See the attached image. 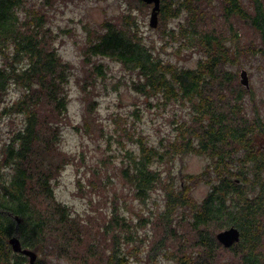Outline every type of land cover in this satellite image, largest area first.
<instances>
[{
    "label": "trees",
    "instance_id": "1",
    "mask_svg": "<svg viewBox=\"0 0 264 264\" xmlns=\"http://www.w3.org/2000/svg\"><path fill=\"white\" fill-rule=\"evenodd\" d=\"M45 4L0 0V89H21L0 119L7 109L23 116L18 128L0 137V264L29 263L28 255L13 249V236L38 254L35 264H130L139 254L145 264H164L161 256L173 264H264V117L257 104L247 108L255 90L241 84L238 68L243 55L264 56V0H161L159 21L173 51L201 54L189 67L165 59L141 33L135 10L149 6L142 0H130L122 13L97 25L84 23V73L77 75L83 114L74 128L88 136L99 129L106 153L104 167L96 162L88 182L101 187L112 165L142 202L159 189L164 197L159 220L155 213L140 218L163 225L162 235L156 228L141 233L138 222L114 207L102 223L106 241L87 239L91 222L85 227L56 196L65 164L73 161L80 169L84 153H69L58 142L70 118L73 64L56 46ZM242 25L252 34L247 41ZM108 59L132 72L129 84L147 107H187L188 117L176 116L174 134L154 144L133 119L114 114L109 126L98 117V83L106 81ZM134 114L142 117L141 109ZM189 152L209 158L202 172L180 182L165 174L163 164ZM200 178L212 186L199 201L191 192ZM77 182L82 191V178ZM231 226L241 236L226 247L217 233Z\"/></svg>",
    "mask_w": 264,
    "mask_h": 264
},
{
    "label": "rangeland",
    "instance_id": "2",
    "mask_svg": "<svg viewBox=\"0 0 264 264\" xmlns=\"http://www.w3.org/2000/svg\"><path fill=\"white\" fill-rule=\"evenodd\" d=\"M32 1L37 3L45 1V8L48 11V24L57 35L55 37L56 46L64 59L73 64L68 82L70 118L65 119L61 130V138L58 142L60 147L69 153L80 155L83 152L84 154L81 157L84 158L80 163V169H77L73 161L65 164L55 184L57 198L68 204L72 211L82 218L85 227L87 222H91V225L89 224L90 226L86 227L87 234L85 237L89 240H108V235L104 233L105 228H102V223L110 219L114 207H118L123 214L134 219V222H138V225H140L138 230L141 233L148 231L151 235L153 229L156 228V235L160 236V233L162 235L164 232L163 225L160 227L154 222V227L153 223L148 222L146 224L140 219L142 216L152 217L155 213L157 220H159V213L164 207L162 190L152 192L150 198L146 202H142L140 198L134 196L132 189L124 179L114 175L110 164L108 175L104 176L105 183H102L101 187L98 188L99 183L88 182V178L93 174L92 167L96 166V162L100 168L104 167L106 153L103 146L105 141L99 136L100 130L97 128H94L93 136H88L83 131L74 128V125L82 120L83 114L82 91L77 78V75H83L84 73V63L81 61V42L86 31L83 25L84 23L97 25L106 17L119 15L126 6L128 7L130 0ZM152 6L153 4H149L143 11L135 10L139 14L141 33L147 39L149 38L148 40L153 39L155 41L158 52L165 59H169L179 66H195L201 54L189 52L187 49H184L183 52L173 51V46L166 40L165 25L161 24L160 21L157 27L150 25ZM173 22L175 21L173 20ZM242 29L244 40L247 41L252 34L247 30L248 27L242 25ZM1 58L0 56V62L3 60ZM240 59L239 73L243 68L247 70L250 87L255 90L254 99L252 102L248 100L247 108L251 111V105L257 104L264 117V56L261 54L243 55ZM107 62L110 64V70L106 81L105 83H98L99 95L96 96L99 101L98 117L109 126L114 124V114H120L128 120L133 119L139 130L145 134L144 138L154 144H159L160 140L166 135L174 134L175 119L178 122L179 116L188 117L187 107L184 110L177 104H160L159 102H157V105L147 107L144 103L145 98L134 91L129 84L133 75L132 72L125 69L118 61L108 59ZM239 77L241 81L240 74ZM20 92V87L15 85L4 91L0 97V112L8 107ZM137 107L141 109L142 117L134 114ZM22 118V114L12 113L7 109L1 115L0 137L8 136L13 127L18 128L22 123ZM208 162L209 158L207 156L189 152L177 156L173 161L166 162L162 165V168L165 174H175L177 182H180L181 178H186L188 173L197 174L202 172ZM78 177L82 178L85 186L82 191L78 188ZM109 179H112L113 183L116 182V184L109 182ZM195 182L191 195L194 199L200 201L211 189L212 184L202 178ZM86 228L84 229L86 230ZM142 255L132 257L130 264H145ZM47 259L51 260V258L44 257L43 261L45 262ZM159 260L163 261L164 264H173V260L165 256H161ZM58 263L66 264V261L59 260Z\"/></svg>",
    "mask_w": 264,
    "mask_h": 264
},
{
    "label": "water",
    "instance_id": "3",
    "mask_svg": "<svg viewBox=\"0 0 264 264\" xmlns=\"http://www.w3.org/2000/svg\"><path fill=\"white\" fill-rule=\"evenodd\" d=\"M145 3L153 4L152 11H151V17H150V25L152 27H157L159 24V13L161 10V0H142ZM241 75V83L244 84L247 88L250 87V80L249 75L246 69H242L240 72ZM2 94V90L0 89V97ZM240 230L235 227L231 226L229 228H226L224 230H221L217 233L218 240L223 243L226 247L232 246L235 242H238L240 240ZM10 243L12 244V247L15 251L21 252L25 255L29 256V263L28 264H35L38 254L29 248H23L20 239L17 236H13L10 239Z\"/></svg>",
    "mask_w": 264,
    "mask_h": 264
}]
</instances>
